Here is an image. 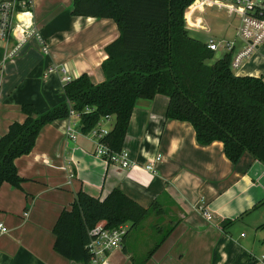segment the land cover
Segmentation results:
<instances>
[{
  "label": "crops",
  "instance_id": "1",
  "mask_svg": "<svg viewBox=\"0 0 264 264\" xmlns=\"http://www.w3.org/2000/svg\"><path fill=\"white\" fill-rule=\"evenodd\" d=\"M71 10L72 0H34L39 39L32 34L11 55L16 39L0 43V137L11 122L24 120L21 104L41 113L64 101L63 77L86 73L94 83L102 80L103 48L117 37V26ZM244 47L236 40L232 57ZM233 71L264 79V43ZM166 104L162 95L136 102L122 147L129 167L96 156V140L81 132L78 116L44 125L32 150L14 161L21 187L0 186V221L7 228L0 233V264H80L53 249V226L80 189L102 199L113 188L146 208L156 202V220L163 219L155 234L167 229L150 246L127 245L131 230L142 229L152 211L111 252L112 264H264V165L247 152L232 163L220 141L198 144L189 122L165 117ZM112 123L113 117L100 121ZM68 125L75 139L66 136ZM225 219L233 221L224 229Z\"/></svg>",
  "mask_w": 264,
  "mask_h": 264
},
{
  "label": "trees",
  "instance_id": "2",
  "mask_svg": "<svg viewBox=\"0 0 264 264\" xmlns=\"http://www.w3.org/2000/svg\"><path fill=\"white\" fill-rule=\"evenodd\" d=\"M197 1L72 0L71 15L109 18L117 26V37L103 48L102 80L94 83L86 73L70 79L63 85L65 100L41 113L21 104L24 120L11 122L0 137V186L21 187L14 161L32 150L44 125L73 111L85 134L113 117L101 141L119 152L136 102L157 95L167 98L165 117L189 122L198 144L220 141L232 163L247 152L264 165V79L234 73L231 52L211 62L214 51L185 28V10ZM155 205L143 207L119 188L102 199L80 189L53 226V249L88 264V233L96 223L103 220L110 229L129 224L125 238L152 211L161 212ZM232 221L222 220L221 228Z\"/></svg>",
  "mask_w": 264,
  "mask_h": 264
},
{
  "label": "built area",
  "instance_id": "3",
  "mask_svg": "<svg viewBox=\"0 0 264 264\" xmlns=\"http://www.w3.org/2000/svg\"><path fill=\"white\" fill-rule=\"evenodd\" d=\"M34 0H5L0 1V43L5 44L9 37H13L17 41L16 48L9 54H13L19 46L24 43L25 39L35 33L34 23L32 20V7ZM201 4L203 7L209 6L217 8L227 15L231 20H235V38L216 40L210 37L206 40V46L212 51L218 48H224L226 52H231L235 48L236 39L245 42V47L241 49L234 57L231 58V69L239 68L242 59L248 55L258 45L264 43V4L258 0H198L195 4ZM36 34V33H35ZM36 36L39 39L38 34ZM42 51L47 52L46 45L40 42ZM64 72V70H63ZM69 76L62 78L64 82L69 81ZM70 116H78L77 113L70 111ZM106 117L105 119H108ZM113 123L109 127L97 124L88 134L96 140L94 154L101 157L107 162L118 163L122 167H129L130 160L126 151L123 149L114 152L101 141L111 129ZM65 134L70 139H75L76 135L71 126H67ZM147 168L152 166L148 164ZM205 219H210L211 214L207 210L202 212ZM128 224H123L117 228H107L105 221H99L89 230V242L87 245L90 253L88 264H112L109 256L114 249L121 248L123 238L127 232ZM6 226L0 221V233L6 232Z\"/></svg>",
  "mask_w": 264,
  "mask_h": 264
},
{
  "label": "rangeland",
  "instance_id": "4",
  "mask_svg": "<svg viewBox=\"0 0 264 264\" xmlns=\"http://www.w3.org/2000/svg\"><path fill=\"white\" fill-rule=\"evenodd\" d=\"M259 3L264 4V0H258ZM225 23L226 26L229 24V27H226L225 29ZM237 23L235 20H231V18H228L227 15L224 13V11H221L217 8L205 6L203 7L201 4L190 6L185 10V28L187 29L188 33L195 38H198L201 41L206 42V40L210 37H215L216 40H219V38L222 39H233L235 38V29ZM231 38H227L230 37ZM238 40V39H236ZM224 53H226L224 48H218L214 51V57L211 59V62L214 60L220 58ZM78 122V120H77ZM104 127H109V125H103ZM156 212L152 213V217L145 220L142 227V229L131 230L129 233L126 243L127 245H130L133 243L134 246H142V245H152L154 241L156 240V237L160 233H163L167 228L165 226L164 230L159 231L155 234L154 227L156 224H159L161 219L163 217H160L161 219L158 221L156 219L159 218V216ZM253 215L251 217V220H254ZM156 217V218H155ZM150 221V222H149ZM149 224H153V226H148ZM161 224V223H160ZM157 226V225H156ZM141 230V231H140ZM154 230V233L152 234ZM142 232V233H139ZM245 235H248L247 237H251L252 233L248 230H243ZM152 234V235H151ZM155 239V240H154ZM140 261V257L139 260Z\"/></svg>",
  "mask_w": 264,
  "mask_h": 264
}]
</instances>
